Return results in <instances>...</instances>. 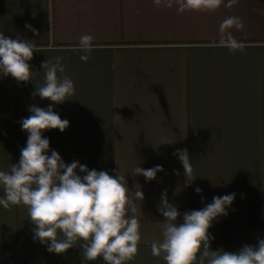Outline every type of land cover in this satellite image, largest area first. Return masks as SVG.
<instances>
[{
	"label": "crops",
	"instance_id": "crops-1",
	"mask_svg": "<svg viewBox=\"0 0 264 264\" xmlns=\"http://www.w3.org/2000/svg\"><path fill=\"white\" fill-rule=\"evenodd\" d=\"M229 16L245 25L231 30L246 45L243 54L218 46ZM0 33L37 46L30 81L0 74V170L19 162L29 106L52 104L32 93L44 83L42 64L60 56L65 71L58 76L71 78L75 93L53 110L69 127L43 136L65 163L118 173L132 191L141 186V241L128 264H165L151 253V243L162 240L157 206L165 190L181 213L178 223L213 197L235 194L209 229L212 250L236 252L264 239V0L183 14L153 0H0ZM83 34L94 37L87 62L78 50ZM178 149L188 150L190 185L173 155ZM158 165L163 171L154 180L132 175L137 166ZM34 227L23 205L0 206V264H84L80 247L51 253L34 239Z\"/></svg>",
	"mask_w": 264,
	"mask_h": 264
},
{
	"label": "clouds",
	"instance_id": "clouds-1",
	"mask_svg": "<svg viewBox=\"0 0 264 264\" xmlns=\"http://www.w3.org/2000/svg\"><path fill=\"white\" fill-rule=\"evenodd\" d=\"M238 0H153L156 7L172 8L178 14L187 11L215 12L224 5L231 8ZM25 27L39 35L31 25ZM242 19L226 17L219 25L218 46L227 48L231 54L244 53L246 45L238 41L232 29L241 31ZM94 37H79L78 50L81 60L87 62L93 51ZM36 44L30 40L9 38L0 33V74L11 76L17 82L31 80L33 71L29 61L36 52ZM60 56L42 64L44 83L36 87L33 98L39 96L52 102L47 109L29 106L31 113L20 121L22 131L28 133L26 146L20 149L19 162L11 164L8 171L0 170V206L23 205L35 226L34 239L48 245V251L56 254L80 247L84 264L102 258L105 264H128L138 254L141 241L137 201H143L141 186L132 191L125 177L112 176L107 171L89 169L79 161L65 163L60 154L50 150V141L43 136L47 130L64 132L69 121L62 119L53 108L74 95V82L68 76H58L65 69ZM172 143L164 142L162 144ZM50 151V155H49ZM173 155L181 161L186 184L192 179V164L187 149H178ZM79 170V171H77ZM162 166L133 169L132 175H143L147 181L156 179ZM81 173L83 175H81ZM179 175V173H176ZM196 193L202 189L197 187ZM235 194L215 196L211 203L199 210L183 213V223L178 208L169 203L166 190L161 195L157 210L164 220L162 240L151 243L154 257H162L165 264H264V239L257 246L244 245L236 252L211 249L209 233L213 221L226 216Z\"/></svg>",
	"mask_w": 264,
	"mask_h": 264
}]
</instances>
